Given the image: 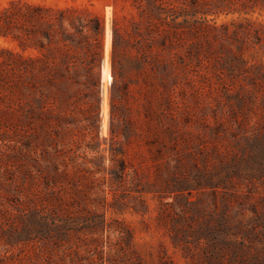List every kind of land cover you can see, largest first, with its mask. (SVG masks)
<instances>
[{"label":"rangeland","instance_id":"rangeland-1","mask_svg":"<svg viewBox=\"0 0 264 264\" xmlns=\"http://www.w3.org/2000/svg\"><path fill=\"white\" fill-rule=\"evenodd\" d=\"M20 1L74 25L0 35V264H264V0Z\"/></svg>","mask_w":264,"mask_h":264},{"label":"trees","instance_id":"trees-1","mask_svg":"<svg viewBox=\"0 0 264 264\" xmlns=\"http://www.w3.org/2000/svg\"><path fill=\"white\" fill-rule=\"evenodd\" d=\"M57 11L56 16H52ZM69 14H73L72 11H68L65 9H57L54 10L50 6L41 5L38 3H32L28 1H20V0H10L8 5H4L0 8V35H7V33L12 31V25L17 23L21 19L30 20L37 24H48L52 20H55L57 23L61 24V26H65L64 24H68L69 26H73V22L71 18H69ZM96 20V28L98 34L95 36V41L93 43L86 41V49L89 54V60L91 63H95L98 65L99 60L102 55L103 44H102V25H100V21L98 18ZM16 25V24H15ZM30 29V28H29ZM15 35V34H14ZM22 47L25 46L22 38L19 40ZM42 56H38V60L40 62H44V56H46L45 46L43 44H39L38 48ZM92 66V65H90Z\"/></svg>","mask_w":264,"mask_h":264},{"label":"bare ground","instance_id":"bare-ground-1","mask_svg":"<svg viewBox=\"0 0 264 264\" xmlns=\"http://www.w3.org/2000/svg\"><path fill=\"white\" fill-rule=\"evenodd\" d=\"M101 79L102 81H108V79L110 78L109 72H108V64H107V60L106 58L104 59V62L102 63V68H101ZM103 83V82H102ZM105 87V86H103ZM105 100V99H104ZM103 100V101H104ZM104 111V113H106V106L104 105V108L102 109Z\"/></svg>","mask_w":264,"mask_h":264}]
</instances>
